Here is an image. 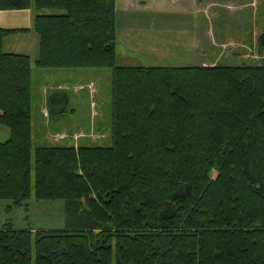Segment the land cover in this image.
I'll list each match as a JSON object with an SVG mask.
<instances>
[{"label":"trees","instance_id":"trees-1","mask_svg":"<svg viewBox=\"0 0 264 264\" xmlns=\"http://www.w3.org/2000/svg\"><path fill=\"white\" fill-rule=\"evenodd\" d=\"M33 3L34 62L3 50L13 30L0 27V200L7 212L63 200L64 225L5 220L0 264H264V60L120 66L115 0L0 9ZM32 64L110 68L108 145L33 146ZM67 101L53 92L48 114L62 116Z\"/></svg>","mask_w":264,"mask_h":264},{"label":"rangeland","instance_id":"rangeland-1","mask_svg":"<svg viewBox=\"0 0 264 264\" xmlns=\"http://www.w3.org/2000/svg\"><path fill=\"white\" fill-rule=\"evenodd\" d=\"M115 0V63L120 66H192L254 64L264 60V0ZM31 29L3 38L4 51L37 57L39 38ZM36 12V13H35ZM40 12L48 13L49 9ZM24 54V53H23ZM31 122L33 146L108 145L110 143L111 70L38 68L32 64ZM60 83V84H59ZM68 97L62 116L48 114L49 96ZM9 137L0 124V141ZM0 200V227L54 229L64 225L63 200H30L27 212ZM4 209V212L3 210ZM26 216L27 218H24Z\"/></svg>","mask_w":264,"mask_h":264},{"label":"crops","instance_id":"crops-1","mask_svg":"<svg viewBox=\"0 0 264 264\" xmlns=\"http://www.w3.org/2000/svg\"><path fill=\"white\" fill-rule=\"evenodd\" d=\"M250 3L253 4L254 0H252ZM32 21H33V13L31 12L30 7L24 8V9H7V10L0 9V27L13 30L9 32L8 34H14L16 32H24V31L30 30ZM115 36L117 37L116 30H115ZM116 37H115V44H116ZM5 52H14V51H5ZM15 53H18V52H15ZM21 53L28 55V53L26 52H21ZM203 64L206 65L207 63H203ZM2 210L4 212V209Z\"/></svg>","mask_w":264,"mask_h":264}]
</instances>
